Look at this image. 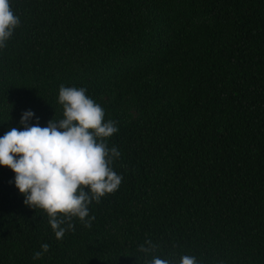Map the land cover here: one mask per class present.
Masks as SVG:
<instances>
[{"label": "trees", "instance_id": "1", "mask_svg": "<svg viewBox=\"0 0 264 264\" xmlns=\"http://www.w3.org/2000/svg\"><path fill=\"white\" fill-rule=\"evenodd\" d=\"M0 135L83 87L118 131L116 191L56 240L0 167V264H264V0H10ZM31 124V121L29 122ZM150 241L148 256L139 246ZM48 244L38 260L33 255ZM147 246V245H145Z\"/></svg>", "mask_w": 264, "mask_h": 264}, {"label": "clouds", "instance_id": "2", "mask_svg": "<svg viewBox=\"0 0 264 264\" xmlns=\"http://www.w3.org/2000/svg\"><path fill=\"white\" fill-rule=\"evenodd\" d=\"M18 25L10 0H0V49ZM57 103L62 108L61 119H50L41 127L39 117L25 110L18 121L20 128L12 127L0 135V167L14 173L11 182L23 203L42 210L55 239L60 240L72 229L73 218L84 227L91 226L94 217L88 206L116 191L122 176L112 168L121 153L107 146L118 128L114 121L104 119L103 108L86 95L85 88L74 86H60ZM145 245L138 250L148 256L154 245L150 241ZM48 249V244H42L33 260ZM145 264H197V259L184 255L177 262L152 257Z\"/></svg>", "mask_w": 264, "mask_h": 264}]
</instances>
